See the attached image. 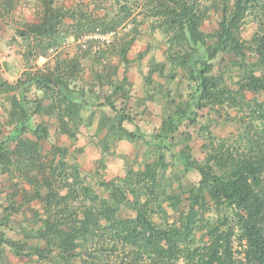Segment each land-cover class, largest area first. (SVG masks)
I'll return each instance as SVG.
<instances>
[{"label": "trees", "instance_id": "1", "mask_svg": "<svg viewBox=\"0 0 264 264\" xmlns=\"http://www.w3.org/2000/svg\"><path fill=\"white\" fill-rule=\"evenodd\" d=\"M77 1L67 7L55 0H40L32 22L13 19L17 35L12 38L16 43L10 44L23 48L26 68L14 83L0 79V93H5L11 109L10 129L3 134L0 130V174L24 177L32 188L23 189L21 205L11 197V205L0 203V208L8 222L22 204L42 201V212L34 210L35 224L24 231L26 239L44 242L41 246L12 241L13 252L35 254L39 259L51 257L56 264H72L76 256L86 264H264V0H113L118 9L111 14L102 1L94 0L92 7ZM16 2L0 0V19L5 23L13 18ZM213 15L219 17L217 24L205 29ZM249 22L256 23L257 29L244 38L242 31ZM146 23L161 34L166 45V61H152L146 78L157 73L175 80L174 71L165 72L169 66L190 79L188 97L175 101L160 129L149 136L138 127L130 130L124 125L133 123V118L111 99L122 94L127 70L122 79L113 80L119 66L101 64L106 48L93 51L95 38L89 34L99 28L117 37L130 26L125 43L118 48L126 59L140 26ZM72 45L74 54H64L62 49ZM35 47L38 56L48 59L38 68L30 62ZM223 55L233 59L214 73V59ZM84 59L90 61L93 78H107L104 82L111 89L105 102L110 104L104 107L111 112H102L96 136L102 163L114 140L144 141L155 148L156 158L143 170H134L129 164L125 176L99 182L108 196L92 188L76 159L67 160V146L52 145L45 155L41 146L50 125L75 142L86 121L83 112L92 106L88 97L94 89L93 80L88 82L84 75ZM234 70L239 71L238 79L232 82ZM32 87L42 90L43 96L29 98ZM247 92L261 98H248ZM205 108L224 110L226 119L240 123L242 134L238 140L219 139L204 127L208 153L204 161L192 156L188 144L174 154L182 167L178 177L194 171L199 181L187 188L180 183V192H171L165 154L172 151L181 124L186 120L196 124L199 110ZM37 116L48 121H38ZM183 194L187 206L170 220L169 209L176 210L184 202ZM125 205L135 211L133 217L119 215ZM221 209L228 214L210 216L211 210ZM197 231H204L208 240L192 246ZM2 235L0 260L2 248L9 243Z\"/></svg>", "mask_w": 264, "mask_h": 264}, {"label": "rangeland", "instance_id": "2", "mask_svg": "<svg viewBox=\"0 0 264 264\" xmlns=\"http://www.w3.org/2000/svg\"><path fill=\"white\" fill-rule=\"evenodd\" d=\"M76 1L77 0H55V4L71 7ZM84 1L86 4H90V7H92L91 4L94 2V0ZM95 1H102V4L110 14L112 12L116 13L115 11L118 9V4L113 0ZM39 2L40 0H30L29 2L25 0H17L14 9L12 10L13 18H10L8 23H5L0 19V79L4 78L14 83L18 78L23 76V72L26 68L22 52L23 48H21L19 44H10L16 43L12 38H15L17 35L15 30L17 26L13 19L18 20L21 23L23 21L32 22L36 18V6ZM104 10L105 9L99 11V13L103 14L105 12ZM218 20V15H213L204 25V28L212 29L217 24L216 22H218ZM140 28L142 29L140 34L136 35L137 39L127 53L128 55L126 59L128 58V64L125 63L126 59L123 58V55H121L118 48L125 43V35L131 30L130 26L120 31L117 37H111L108 39H112L109 44H106L107 42L101 39H93L94 46L92 49L93 51H96L98 49H103V47L106 48L103 49L105 50L106 57L101 64L111 62L112 64L119 66L117 75H113V80L116 78L122 79L125 69L127 70L126 73L128 80L125 82L122 94L115 96L111 101L115 102L119 109H122L123 113L130 115L131 118H133V123L124 121L125 126L130 130H135L136 127H138L149 136L151 133L154 134L160 129L163 117L169 112V110L174 109V102H181L188 97L190 79L180 70H170L169 66L165 72L169 74L174 71L176 75L175 80H170L171 78L169 76H159L157 73L151 75L148 79L146 78L149 74V67L152 61H166V45L165 41L162 40L163 37L161 34L156 32L157 30L153 29L149 23L140 26ZM256 29V23L249 22L243 28V37L249 38ZM82 41H84V39H82ZM62 50L64 54L71 56L75 52V46L72 45L63 48ZM32 51L33 56L30 58V62H32V65L35 68L42 67L48 59L38 56V50L36 47L33 48ZM53 55L54 52L51 54V57ZM231 59H233V57L228 55L216 57V59H214V73H218L221 67L226 65ZM83 62L86 66L84 75L88 82L93 80L92 87L94 89V93H90L88 97L92 106L83 112L86 121L80 127L75 142L72 141V138L69 136L55 132V126L50 125L49 136L47 139L41 141V146L44 155L50 151L52 145L67 146L69 148V156L67 160L72 162L71 159H76L80 164L83 177L88 180L92 188L96 190L97 193H100L103 196H108V192L99 184V182L101 180L110 181L125 176L129 164L133 165L134 170H143L147 162L156 158L154 152L155 148L149 146V144H146L144 141L132 143L125 139L117 142L114 140L112 142V151L106 155V158L104 159L105 163H102L100 160L101 148L99 143H97L98 138L96 136L98 134V122L101 118L102 112H111L110 108H104L110 104L105 102H107L106 97L110 94L111 89L109 85L104 82L107 78H102V80L99 78L97 79L96 77L93 78L92 72L88 68L90 63L89 59H84ZM238 72L239 71L237 70L233 71L232 82L233 80L236 81L238 79ZM226 78L230 83V77L227 75ZM233 87H235V84H233ZM157 91H160V93L158 94ZM168 93H170V95L166 96ZM43 94L42 90L32 87L28 96L31 99H35L43 96ZM156 95L158 97H156ZM247 96L248 98H261L260 95H255L251 92H247ZM35 103L36 102H33V104ZM10 113V104L6 99V95L5 93H0V130L2 134L10 129V127L7 126L9 124L8 118ZM232 114H235L234 110L232 111ZM37 119L38 121H43L47 119V117L43 119V117L41 118V116H37ZM204 127L208 128L209 131L219 139L229 137L233 140H238V136H240V133L242 134L243 131L240 123L226 119L225 111L221 109L216 111H208L206 108L199 110V118L196 124H190L188 120L184 121V123L181 124L179 131L175 134L176 139H174L172 151H168L165 154L167 162L170 164L166 175L169 178H172L171 192H180V183L187 188L192 183L199 181L200 176L194 171L183 175L182 178L178 177L182 167L179 165L178 161H176L174 154H177L188 144L191 146L192 156L199 161H204L208 155L205 147L207 140L204 136L206 133ZM105 132V129L101 130L99 134L100 138L104 136ZM24 136L34 139V136L31 134H26ZM103 164L105 166H103ZM162 182H166L165 178ZM31 188L32 185L26 178L17 175L12 178L8 173H2L0 174V203L2 205L4 204L3 207L10 206V198L12 197L15 198V204L19 206V204L21 205V203H23V189L30 190ZM186 197L187 195L183 194L182 199L184 202L179 205L176 210L169 209L170 220L175 219L185 210L187 206ZM129 199L131 200V196ZM42 203L43 202L40 200H34L31 203L25 205L22 204L19 211L11 213L8 222H4L5 213L3 209L1 210L2 207L0 208V237L3 234L2 236L9 241V243L2 248L1 252L3 253V256L1 257L0 264H56L51 257L39 259L38 255L35 254L32 256L16 255L10 247L12 241H20L21 244L24 240L30 245H44L42 239H26L24 231L25 228L29 229L35 224L33 217L34 210L39 209L42 212ZM209 214L210 216L218 218V216H225L228 213L227 209H221L211 210ZM119 215L121 217H133L135 211L131 207L125 205L121 207ZM154 220L157 223L161 222L160 217L157 215H155ZM38 225L39 223L36 224V226ZM203 234L204 231L196 232L195 242L192 246L202 245L208 240V236ZM77 250L75 252H77ZM72 264L86 263L81 262L79 257L76 256L72 259Z\"/></svg>", "mask_w": 264, "mask_h": 264}, {"label": "built area", "instance_id": "3", "mask_svg": "<svg viewBox=\"0 0 264 264\" xmlns=\"http://www.w3.org/2000/svg\"><path fill=\"white\" fill-rule=\"evenodd\" d=\"M89 34L91 35V37H94L96 39H101V40L106 41L107 43H110L112 39L111 40H108V39H110L114 33L113 32L102 33L101 30L97 28L96 31H94L93 33H89Z\"/></svg>", "mask_w": 264, "mask_h": 264}]
</instances>
